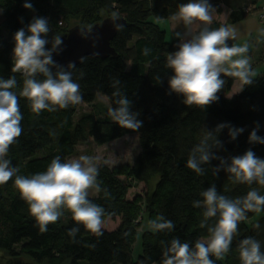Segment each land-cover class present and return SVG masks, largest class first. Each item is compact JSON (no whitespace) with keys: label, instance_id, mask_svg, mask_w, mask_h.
Returning <instances> with one entry per match:
<instances>
[{"label":"trees","instance_id":"16d2710c","mask_svg":"<svg viewBox=\"0 0 264 264\" xmlns=\"http://www.w3.org/2000/svg\"><path fill=\"white\" fill-rule=\"evenodd\" d=\"M29 2L34 10L24 8ZM189 0H0V78L14 76V91L19 99L23 116V129L17 142L10 146L7 159L19 169L18 175L31 178L46 172L51 161L59 156L62 162L74 155L76 147L88 140L102 145L126 134L138 133L141 151L132 163L110 167L98 163L97 183L100 191L88 198L104 209L103 220L120 217L121 222L113 230L102 229L96 236L77 224L72 213L64 210L54 224L41 233L29 205L21 198L14 185V178L0 186V261L3 264H161L163 251L174 238L194 246L197 240L209 238L203 207L193 206L202 201L200 193L213 184L219 194L229 199L244 197L255 189L264 195V186L258 183L242 184L229 178L223 169L214 175L219 160L203 165L204 175H197L186 164L192 149L203 139L205 132L214 131L219 124L243 128L242 134L232 140L228 128L218 135L223 149L213 152L229 160L242 156L247 150L264 159V144L249 143L250 133L259 125L257 135L264 138V72L254 77V83L242 86L243 90L232 96L230 91L235 78L223 76L224 88L219 99L205 110L188 107L184 97L170 92L169 78L173 70L166 67V57L178 51L179 38L167 39V32L152 19H170L178 11V5ZM264 0H209L217 13L229 10L228 22L243 20L249 13L261 9ZM116 12L125 19L124 27L111 41L115 54L106 58L84 57L76 65L72 79L79 84L82 102L66 109L36 115L30 101L20 96L24 77L12 72L14 66V34L27 29L33 17L49 21L51 41L55 35L64 36L74 25L91 26ZM74 24V25H73ZM225 26L213 20L208 27ZM229 46L232 42L229 41ZM51 48V43L46 45ZM150 49L145 56L143 50ZM160 77L157 83L156 77ZM37 79L44 77L38 75ZM116 80L120 84L113 87ZM119 88L131 101V111L139 113L143 122L138 131L128 130L113 122L109 108L117 107L118 97L113 93ZM100 94L108 104L98 101ZM90 106L77 121L73 117L82 104ZM211 143V141H209ZM133 182L144 183V193L128 197ZM107 193V195H105ZM264 213V210H262ZM257 212H246V219L239 222L230 250L224 259L210 258L214 264H241L239 243L251 237L260 242L264 252V215L249 223ZM163 216L171 221V231H153L146 227L141 234L142 252L136 260L132 257V245L137 227L146 219L149 224ZM218 217L208 220V226ZM79 228L75 237L69 230ZM204 241V240H203ZM0 264H2L0 262Z\"/></svg>","mask_w":264,"mask_h":264},{"label":"clouds","instance_id":"9594fccd","mask_svg":"<svg viewBox=\"0 0 264 264\" xmlns=\"http://www.w3.org/2000/svg\"><path fill=\"white\" fill-rule=\"evenodd\" d=\"M23 6L34 10L29 2ZM214 11L209 0H189L178 5V11L170 17L172 21H182L186 28L183 34H175L180 39L178 51L170 52L166 57V67L174 72L168 81L170 92L182 95L183 103L188 107L194 105L201 110L218 101V93L225 84L223 76L237 79L242 86L252 85L257 76L247 55L249 44L229 46L228 42L236 39L235 29L226 26L217 29L208 27L213 21ZM119 19V14L113 12L111 20L115 22ZM198 24L203 26L194 29L193 25ZM123 27V24H115L118 32ZM49 33V21L44 17H33L26 30L20 28L14 34L12 72L23 75L20 96L30 101L31 110L36 115L44 110L52 112L66 109L69 105H78L83 99L79 84L73 81L69 70L76 68L75 63H69L65 68L54 61L53 54L62 51L63 41L60 35L53 36L49 41ZM81 34L86 36L83 32ZM261 35H264V31ZM49 43L50 49L46 48ZM143 54L149 55L150 49L145 48ZM83 60L81 58V63ZM38 75L44 79H37ZM155 79L157 83L160 82L159 76ZM119 84L120 81L116 80L113 87ZM16 86L14 76L0 78V186L14 178V185L29 205L30 214L35 218L41 233L47 231L49 224L56 223L64 210H68L77 224H82L96 236L103 235L104 209L88 198L90 190L100 191L97 183L99 170L93 157L80 156L79 159L62 162L57 156L46 172L31 178L18 175L19 169L13 167L6 158L10 146L17 142L23 131L19 99L11 91ZM113 95L118 99L115 101L117 107L108 110L111 120L122 128L138 131L143 122L137 118L139 113L131 111L130 99L119 88ZM224 128H228L232 140L244 131L229 124H219L214 131L207 130L201 142L192 149L186 166L197 175H204L203 165L219 160L220 165L213 168L214 175L223 169L236 182L248 185L255 182L264 186V159L257 157L252 150H247L242 156L231 157L230 163L213 152V149H223L218 135ZM258 130L259 125L250 133L249 143L264 144V138L257 135ZM200 195L203 200L194 201L193 206L203 207L204 220L200 227L207 226L209 238L206 241L197 240L194 246L174 238L163 251L161 264H214L211 256H215L216 260L224 259L238 233L239 222L246 219V212L264 210V195L255 189L244 197L229 199L219 194L213 184ZM214 217H218L216 223L208 226V220ZM149 227L154 232L171 231L174 225L160 216L150 221ZM78 231L79 228H72L68 234L74 238ZM239 255L241 264H264V252L261 251L260 242L254 238L240 241Z\"/></svg>","mask_w":264,"mask_h":264},{"label":"rangeland","instance_id":"374dc122","mask_svg":"<svg viewBox=\"0 0 264 264\" xmlns=\"http://www.w3.org/2000/svg\"><path fill=\"white\" fill-rule=\"evenodd\" d=\"M223 9L224 10L221 13H217L216 11L213 12V20H215L217 17V19L224 21L227 16V8L224 7ZM259 13V10H255L249 13L248 16H246L243 20L237 21L235 23L228 21L224 22L226 27L234 28L236 31V39L230 40L232 45H243L244 43L249 44V52L247 55L250 57L251 66L255 62L258 63V61L261 59V56L264 55V35H261V32L264 31V24L260 19ZM152 19L155 20L161 28L166 30L168 40L176 38L175 34L177 32L183 34L186 31L182 21H172L167 18L155 19L153 17ZM202 26L203 25L199 24L193 25V28L198 29ZM96 99L108 104V100L100 94L97 95ZM89 109V105L82 103L78 107L73 120L77 121L81 113ZM140 151L141 146L139 143V135L138 133H131L102 145L96 143L93 140L85 141L76 147L74 155L70 156L67 162L74 159H79L80 156H90L94 158V162L96 164L106 163L110 167H113L123 163H132ZM146 189L147 187L144 183L133 182V185L128 192V197L132 199L136 194L144 193ZM95 193V190L89 191V195H95ZM263 215L264 213L262 211L258 212L255 217L249 219V223H252L254 220H258ZM120 222L121 218L118 216L113 219L107 218L104 220L102 229L113 230L118 227ZM148 226L149 224L147 223V220L143 219L141 225L137 227L138 233L132 245V257L134 260H136L139 254L142 252L141 234ZM207 239L208 238H205L203 240L206 241ZM0 262L3 264L2 259Z\"/></svg>","mask_w":264,"mask_h":264},{"label":"water","instance_id":"95a60500","mask_svg":"<svg viewBox=\"0 0 264 264\" xmlns=\"http://www.w3.org/2000/svg\"><path fill=\"white\" fill-rule=\"evenodd\" d=\"M119 18L113 22L112 16H109L91 26H72L66 35L61 36L62 51L59 54H53L54 61L67 68L69 63L77 65L81 62V58L86 56L106 58L115 54V50L111 46V41L118 32L115 24L125 23L123 17L119 16Z\"/></svg>","mask_w":264,"mask_h":264},{"label":"crops","instance_id":"0c3cea01","mask_svg":"<svg viewBox=\"0 0 264 264\" xmlns=\"http://www.w3.org/2000/svg\"><path fill=\"white\" fill-rule=\"evenodd\" d=\"M212 15H213V13H212ZM226 15H227V16H226V18L224 19V21H222L221 19H217V17H216L215 20H219V21L221 20V22L224 23L225 21H228V15H229V10H228V9H227V13H226ZM213 18H214V17H213ZM170 20H171V19H170ZM174 29H176V28H174ZM197 30H198V29H197ZM179 43H180V40H179ZM252 69L255 70V71L257 72V75H258L259 73H261V72H264V55L261 56V59H260V61H258V63L255 62L254 64H252ZM241 89H242V85H241V83H240L237 79H235V81H234V83H233V85H232L230 91H228L226 94H227L228 96H232V95H234V94L240 92Z\"/></svg>","mask_w":264,"mask_h":264},{"label":"built area","instance_id":"2783aa9c","mask_svg":"<svg viewBox=\"0 0 264 264\" xmlns=\"http://www.w3.org/2000/svg\"><path fill=\"white\" fill-rule=\"evenodd\" d=\"M259 11H260V13H259L260 19L264 24V2H263L261 9H259Z\"/></svg>","mask_w":264,"mask_h":264}]
</instances>
